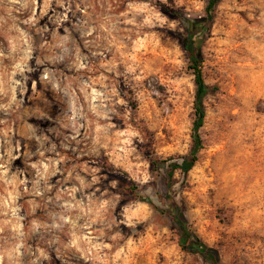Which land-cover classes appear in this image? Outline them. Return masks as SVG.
<instances>
[{"label":"rangeland","instance_id":"rangeland-1","mask_svg":"<svg viewBox=\"0 0 264 264\" xmlns=\"http://www.w3.org/2000/svg\"><path fill=\"white\" fill-rule=\"evenodd\" d=\"M205 3L0 0V264H207L178 244L152 164L191 147L172 13ZM200 68L202 147L173 197L222 264H264V0L218 2Z\"/></svg>","mask_w":264,"mask_h":264},{"label":"trees","instance_id":"trees-1","mask_svg":"<svg viewBox=\"0 0 264 264\" xmlns=\"http://www.w3.org/2000/svg\"><path fill=\"white\" fill-rule=\"evenodd\" d=\"M219 1L220 0H206L204 5V16L202 17L190 18L182 15L181 13H172L183 22L185 36L182 39V45L188 57L187 66L191 69L192 74L194 75V117L192 119L190 133L191 147L185 154L164 158L162 160V166L152 160V164L155 167V174L164 184L162 197L164 201H166V207L162 209V211L168 213L175 220L178 226V244L183 250L204 259L207 264L222 263L219 261L216 252L210 249L181 218L179 205L173 197L172 176L176 169H179L183 173L187 172L198 159V152L202 147L199 129L203 125L205 115L203 100L207 94L213 91L214 87L205 83L201 73V44L205 39L206 33L213 21L215 10ZM131 188L135 192V197L144 199L145 196L141 193V191L137 190L133 183H131Z\"/></svg>","mask_w":264,"mask_h":264}]
</instances>
